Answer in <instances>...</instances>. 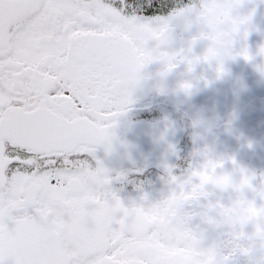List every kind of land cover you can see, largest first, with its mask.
Wrapping results in <instances>:
<instances>
[{"label": "snow or ice", "instance_id": "1", "mask_svg": "<svg viewBox=\"0 0 264 264\" xmlns=\"http://www.w3.org/2000/svg\"><path fill=\"white\" fill-rule=\"evenodd\" d=\"M229 3L186 10L202 24ZM158 10L157 0H0V264H264L259 242L235 251L247 233L216 224L198 171L169 170L166 198L125 206L96 158L146 65L163 62L164 76L199 60L164 50L169 21L154 20ZM165 233L169 245L190 242L193 257L165 256ZM212 242L223 258H211Z\"/></svg>", "mask_w": 264, "mask_h": 264}, {"label": "flooded vegetation", "instance_id": "2", "mask_svg": "<svg viewBox=\"0 0 264 264\" xmlns=\"http://www.w3.org/2000/svg\"><path fill=\"white\" fill-rule=\"evenodd\" d=\"M198 4L199 1L187 2L188 8L198 6ZM249 9L253 12L252 25L254 30L248 36L247 45L250 52L254 53L260 45L261 37L256 27L264 26V0H246L244 11L247 12ZM176 31L178 35L174 48L170 50L164 48V50L179 52L181 49L186 51L189 46L192 47L191 40H194L198 33L190 31L191 36L184 39L181 37L178 28ZM196 41H192L193 45L202 46L201 51H203L205 43H198L201 40ZM259 63H251L250 60L237 57L228 66V74L204 83V91L201 93L206 94L207 97H216L223 91H227L229 94H234L235 97L239 94L241 97L253 99L258 94L261 85L260 79H256L260 76L256 68ZM194 70H203L204 76H208L211 71L208 65L203 62L195 63L193 65ZM179 98L182 96L179 95ZM228 102L235 107L238 102L240 103V101L232 103L231 100ZM159 103H163L165 109L167 108L168 104L163 100H156L151 107H156ZM142 109L143 111L138 112L127 111L118 118L115 127L112 129L111 150L104 152L99 146L96 149V158L108 169L109 175L115 178L110 187L125 206L142 202L153 204L166 198L176 188L175 184L169 183V170L173 175L183 178L189 164L193 167L198 166L205 153L222 156L226 161L225 167L229 170L243 168L246 171L257 173V179H259V174H264V145L240 141V139L249 138V135L243 136L242 125L239 124L241 119L236 117V115H240L243 119L242 113L235 111L222 114L234 116V122L231 121V128L226 126L227 120L216 113V118L211 120L215 123L212 132L196 136L192 122H187L186 116L188 115L186 112V115L183 116L174 110L169 113L157 112L155 111L156 108L148 109L146 107ZM247 113L252 115L255 111H247ZM201 137L203 142L199 144ZM122 156H126V159H120ZM233 160L236 162L235 164L231 163ZM253 195L251 192L248 193L249 198ZM142 197L146 199L142 201ZM227 200L228 198L225 196L222 203H227ZM256 202H260L258 196ZM163 219L161 217L162 221ZM197 223L199 220H194L193 226ZM236 229L239 233L249 234L251 232L250 225L243 228L237 225ZM173 234L165 233L163 235V242L158 245L159 250L165 256L191 259L193 257L192 247L182 236L176 235L175 243L168 244V240Z\"/></svg>", "mask_w": 264, "mask_h": 264}, {"label": "clouds", "instance_id": "3", "mask_svg": "<svg viewBox=\"0 0 264 264\" xmlns=\"http://www.w3.org/2000/svg\"><path fill=\"white\" fill-rule=\"evenodd\" d=\"M202 0H199V5ZM246 0H230L226 8H221L218 14L210 21L201 24L199 35L194 40L205 41L202 53L198 62L207 64L211 69L208 76L201 74L195 77V82L203 81L208 83L210 79L221 78L228 74V66L235 61L237 57L247 56L245 60H255L257 56L261 62L256 65L261 78L264 79V36L262 42L258 45L256 52L252 53L247 45V39L251 31L252 10L244 11ZM168 24L165 28H187L189 20L186 9H177L168 18ZM184 84H190L191 88L185 89ZM193 80H184L179 84V90L185 94L193 88ZM226 126L231 128V119L226 121ZM215 123L211 120L199 119L193 124L194 135L201 136L211 133ZM232 164L233 161H231ZM226 161L222 156L205 153L199 165L193 167L189 164L184 175L191 172H199L205 177L203 191L212 196L216 208V215L213 217L216 224L235 236L232 230L239 225L251 226V232L238 240L235 244V251L242 254H248L253 246L259 242L264 246V174L246 171L243 168H233L231 170L225 167ZM254 195L249 198L248 193ZM227 197V203H222L224 197ZM259 197V203L256 197ZM190 245V242H188ZM223 242H212L210 250L213 260L223 258L221 250Z\"/></svg>", "mask_w": 264, "mask_h": 264}, {"label": "rangeland", "instance_id": "4", "mask_svg": "<svg viewBox=\"0 0 264 264\" xmlns=\"http://www.w3.org/2000/svg\"><path fill=\"white\" fill-rule=\"evenodd\" d=\"M196 1L199 0H157L159 10L158 12H153L152 18L157 21L166 20L171 16V14L175 10L188 9L187 2L195 3ZM146 2L148 5H151L152 0H146ZM216 15L217 12L213 17H211L207 21H210ZM187 17L189 20V26L187 28H178L181 37H183L184 39L187 36H191L190 31L198 33L196 35L198 36L199 31L201 29V22L197 21L195 11L188 12ZM256 29L261 35V44L262 36L264 34V26H260L259 28L256 27ZM192 41L194 40H191V53H187V50L185 51V53L189 56H199L202 53V46L200 47L199 45H193ZM203 42L205 43V41L201 40V42L198 43ZM250 62H261V58L258 59V57H256L255 60H250ZM164 68L165 65L163 62L153 61L141 70V79L132 91V103L129 105L128 112L143 111L142 108L146 107H148V109L156 108L155 111L157 112L163 111L171 113L170 111L174 110L176 112L181 113L183 116H185L187 113V122L191 121L193 126L196 120H212L216 118V113H219L220 117L222 116V118H225L226 120L230 118L233 123L234 116H231V114H222L225 112L233 113L237 111L243 114V119L240 115H236V117L241 119V121H239V124L242 125V127L240 125L236 126L242 128L243 136L249 135L248 139H240V141L260 144L261 146L264 145V119H262V117H264V79H262L261 76H258V78H256L260 79L261 85L258 84L260 85L259 92L254 96L253 99L241 97V95L239 94L235 97L234 94H229L227 91H223L219 96L216 97H207L206 94L201 93L202 91H204V82H195L194 79L195 77H198L201 74L204 75L203 70H194L192 72H188L187 64L184 62H180L176 68L167 72L166 75L161 76L160 73L164 71ZM184 80H193L194 82L193 88L187 94L179 90V84ZM211 89L216 90L215 88ZM196 93H198V95H196ZM179 95L182 96V98H179ZM156 100H163L165 103L168 104L167 108L165 109L163 103L157 104L156 107H151L155 104ZM229 100H231L232 103H235L237 101H240V103L238 102L235 107L228 102ZM176 103H178V105H176ZM247 111H255V113L252 115H248ZM202 137L201 141L198 142L199 144L203 142Z\"/></svg>", "mask_w": 264, "mask_h": 264}, {"label": "water", "instance_id": "5", "mask_svg": "<svg viewBox=\"0 0 264 264\" xmlns=\"http://www.w3.org/2000/svg\"><path fill=\"white\" fill-rule=\"evenodd\" d=\"M168 37H169V43H168L167 45L162 46V47H166V48H174V46H175V42H176V40H177V36H176V34H175L173 28H171V27H170V29H169ZM139 128H141V127H139ZM99 147H100L104 152H106V151H105V148H104L103 146H99ZM111 147H112V146H110L109 150H111ZM107 158L109 159L110 157H107ZM120 159L125 160V159H126V156H122V157H120Z\"/></svg>", "mask_w": 264, "mask_h": 264}]
</instances>
